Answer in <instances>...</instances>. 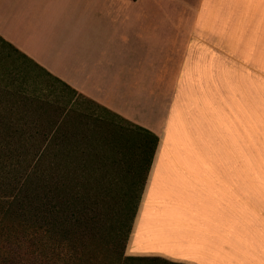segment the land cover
I'll list each match as a JSON object with an SVG mask.
<instances>
[{"label": "crops", "instance_id": "crops-1", "mask_svg": "<svg viewBox=\"0 0 264 264\" xmlns=\"http://www.w3.org/2000/svg\"><path fill=\"white\" fill-rule=\"evenodd\" d=\"M0 39L157 138L133 254L214 264L219 210L241 220L249 207L264 227V200L244 183L247 159L264 176V0H0Z\"/></svg>", "mask_w": 264, "mask_h": 264}, {"label": "rangeland", "instance_id": "rangeland-1", "mask_svg": "<svg viewBox=\"0 0 264 264\" xmlns=\"http://www.w3.org/2000/svg\"><path fill=\"white\" fill-rule=\"evenodd\" d=\"M60 92L61 89L49 82L37 69L25 63L8 47L0 46V197L11 195L18 188L37 153L42 152L46 144L51 142L52 136L48 128L60 122L62 112L68 113L69 129L79 133L68 136V157L82 159L84 167L81 168L92 186L100 187L101 184L109 190L105 199L106 206L101 209L103 231L96 248L100 264L105 259H109L111 264H183L161 254H133L129 251L131 232L125 245L121 242V236L119 239L116 237L121 231L117 227L120 215L115 206L121 203L122 194L129 191L133 182L134 186L143 183L151 139L138 133L130 123L105 112L94 103L70 92ZM170 98L157 97V108L167 110ZM40 99L49 102L50 111L38 118L32 115V108L39 109L46 105V102H39ZM236 143L231 138L230 153L237 152ZM23 151L27 154H23ZM262 151L260 167L264 171V145ZM257 166L259 161L255 165L253 159L246 160L245 186L259 191L247 196L254 201L264 200V176L248 175L249 170L252 171ZM75 169L79 168L75 166ZM112 206L115 207L113 210ZM230 209L234 210L232 206ZM224 212L219 210L220 218L217 222L220 227L216 229V232L226 238L224 250L219 257L214 256V264L218 260L223 261V264H264V227L258 228L254 224L252 210L245 207L241 220L229 219L223 215ZM132 228L133 224L131 231ZM24 232L20 227L21 246L16 250L18 263L50 264L39 259L38 251L31 246ZM226 247L232 252L226 253ZM120 257L122 258L118 263ZM3 258L5 257L0 256V263ZM130 258L142 259L130 261ZM7 259L8 256L3 264L9 263Z\"/></svg>", "mask_w": 264, "mask_h": 264}, {"label": "trees", "instance_id": "trees-1", "mask_svg": "<svg viewBox=\"0 0 264 264\" xmlns=\"http://www.w3.org/2000/svg\"><path fill=\"white\" fill-rule=\"evenodd\" d=\"M2 45L19 55L29 66L38 69L42 76L59 87L62 92L75 95V92L63 82L13 47L7 43H0V46ZM38 101L46 102V107L32 108V115L41 118L43 114L49 113V102L41 99ZM68 116V113L62 112L60 122L48 128L52 136L51 142L46 144L42 152L37 153L18 188L11 195L0 197V256L5 257L0 264H3L7 256L8 264H19L16 250L21 246L20 227L25 230L31 246L38 251L41 261L50 264H100L96 248L103 231L101 209L106 206L105 199L109 190L101 184L100 187L92 186L81 168L84 167L82 159L68 157L70 149L68 136L79 134L69 129ZM131 126L138 133L151 139V147L147 150L148 159L143 183L134 186L133 182L129 191L122 194L121 203L115 206L119 210L120 219L117 221V227L121 231L116 237L119 239L121 236L124 245L131 232L157 146V138L152 133L141 127L132 124ZM78 148L77 143L76 149ZM23 154L27 152L23 151ZM75 166L79 169H75ZM115 207L112 206L111 209ZM121 258H118V263ZM105 260L103 264H111L109 259Z\"/></svg>", "mask_w": 264, "mask_h": 264}]
</instances>
